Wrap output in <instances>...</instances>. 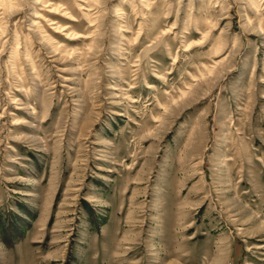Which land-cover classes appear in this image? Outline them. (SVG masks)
<instances>
[{"label": "rangeland", "instance_id": "rangeland-1", "mask_svg": "<svg viewBox=\"0 0 264 264\" xmlns=\"http://www.w3.org/2000/svg\"><path fill=\"white\" fill-rule=\"evenodd\" d=\"M0 264H264V0H0Z\"/></svg>", "mask_w": 264, "mask_h": 264}]
</instances>
